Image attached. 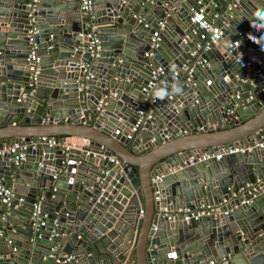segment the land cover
Returning <instances> with one entry per match:
<instances>
[{
    "label": "water",
    "instance_id": "1",
    "mask_svg": "<svg viewBox=\"0 0 264 264\" xmlns=\"http://www.w3.org/2000/svg\"><path fill=\"white\" fill-rule=\"evenodd\" d=\"M30 2L0 0V145H25L18 166L0 157L9 173L17 170L0 176L13 191L8 205L0 203V264H58L65 254L73 258L61 264H264V188L248 204L237 192L264 179V81L253 74L264 70V27L252 26L264 0L229 9V0H211L213 7L201 0L207 18L219 15L223 39L237 38L238 49L255 58L248 68L219 45L202 51L196 37L182 41L196 0H90L87 11L80 0H36L33 24ZM159 20L158 46L146 57ZM31 27L38 57L32 91L25 60ZM91 35L95 57L87 48ZM182 64L191 67L189 81ZM158 66L155 87L171 92L179 82L180 94L153 98L147 83ZM139 116L141 126L130 132ZM61 134L77 139H61L67 151L31 146L39 136ZM237 144L250 150L195 160ZM155 175L157 200L149 182ZM34 202L45 214L36 228L29 219ZM201 204L218 210L188 222L160 211Z\"/></svg>",
    "mask_w": 264,
    "mask_h": 264
},
{
    "label": "built area",
    "instance_id": "2",
    "mask_svg": "<svg viewBox=\"0 0 264 264\" xmlns=\"http://www.w3.org/2000/svg\"><path fill=\"white\" fill-rule=\"evenodd\" d=\"M239 0H229L227 4V8H231L234 6ZM36 2V0H31L30 4L28 5L30 7V10L27 14L28 21L30 24L34 23V16L32 15L33 11V3ZM90 0H80V9L87 11L89 9ZM197 8L192 10L191 14L188 17V24H189V30L188 35H185L182 39L183 42H185L186 39H188V36H194L196 37L194 46L196 49H201L202 51L210 50L213 46H218L222 44L221 46L225 49V51L233 58V60L239 64L243 68L253 67L255 58L253 56H246L244 55L240 49H238L237 46H239V40L237 38H234L232 40H224L223 39V31L221 27L216 25L212 20L208 19L204 13L205 5L201 3V0H196ZM213 5V3L210 0V6ZM197 15L203 16L202 21H197L196 17ZM156 28L152 30V32L149 35V41H148V50L144 53L146 57H152L153 52L152 50L155 49L158 46V36L159 31L162 29L164 22L162 20L157 21ZM202 24H206L207 27H202ZM144 26H147L146 23H144ZM36 33V29L34 27H31L27 30V41L30 45L29 51L25 56V60L27 61V69L29 71V85L32 87L31 91L35 87V80L38 73V57L36 55V44L33 40V35ZM92 37V35H91ZM89 50V54L91 57L97 56L96 51L99 49L98 41L95 38H91L90 45L87 46ZM194 52H191L193 54ZM162 68L158 66L156 69L151 70V81L147 83V89H153L155 87V82L157 78V74L161 72ZM180 70L185 72L187 74L186 81H189L190 75H191V67L188 64H182L180 66ZM173 75L176 74V71H173ZM253 74L256 75L259 79L264 81V70L261 68H256L253 70ZM207 84H209V80L206 81ZM146 88L142 87V91L144 92V95L148 94V90ZM24 93L21 92L20 97H23ZM17 98V100L20 99ZM252 96L249 95L246 99L248 101L251 99ZM105 104L104 99L101 98L98 100L96 105V110L98 112L102 111L103 105ZM236 107V106H235ZM234 107V108H235ZM233 108V109H234ZM233 109H229L227 112L231 113ZM140 114V113H139ZM142 118L139 116L133 125L130 128V132H135L142 124ZM214 124H211V127ZM202 127H197V130H201ZM126 138H130L129 134H126ZM44 145L47 147L52 146H58L62 152L67 151L70 146L66 145L63 141L60 139H56L54 136H39L36 141L31 142V146L34 147L36 145ZM261 146V144H259ZM25 148L24 144H21L19 142H13L11 144H2L0 145V157L8 156V160L12 161L14 165H18L20 162H22L25 159V153L23 152ZM250 147H244L243 145H226L221 146L215 151H206L201 153L197 158H195L196 161H203L207 159H214L218 160L223 155L227 154H233L236 152H244L249 151ZM192 158H189V162H191ZM109 161H112L113 163H116V159L114 156L109 157ZM160 175H155L150 177L149 182L152 186V195L153 200H157L159 198V190L155 186L157 181L159 180ZM264 188V179H256L253 183L251 182H245L240 187H238L237 192L240 196V204H248L253 198L257 191ZM13 197V191L12 187L5 186L3 179L0 177V203L8 205L10 202V199ZM246 197V199H245ZM17 201H22V197H18ZM168 204V203H167ZM218 210L217 206L209 205V204H201L197 207L188 208H178L176 210L169 209L168 206H162L160 208V211L163 213V215L166 217V219L173 220L177 216L180 217V219L184 222H188L189 220H196L202 216H210L215 214V212ZM141 213V210L139 211ZM45 214L41 213L39 202L32 203V209L30 213V225L33 228H36L38 226L44 225L45 223ZM155 225L152 223L150 228L154 229ZM71 255H63L61 259L56 258L55 263L61 264L65 262H69L72 260ZM224 261V260H223ZM208 264H215V261L210 260Z\"/></svg>",
    "mask_w": 264,
    "mask_h": 264
},
{
    "label": "clouds",
    "instance_id": "3",
    "mask_svg": "<svg viewBox=\"0 0 264 264\" xmlns=\"http://www.w3.org/2000/svg\"><path fill=\"white\" fill-rule=\"evenodd\" d=\"M253 15L255 17V21L258 22V23H254L252 26L253 27H264V8L255 9ZM196 20L197 21H202L203 20V16L197 15ZM201 26L202 27H207L206 24H202ZM249 38L253 42L259 43L257 38L252 37V36H250ZM261 39H264V37H261ZM181 92H182V87H181L179 82L173 83L171 85V92L168 91V86L167 85H165L163 87L156 86L154 88V91H153V98L154 99L163 100V99H166L169 95H177V94H180Z\"/></svg>",
    "mask_w": 264,
    "mask_h": 264
},
{
    "label": "crops",
    "instance_id": "4",
    "mask_svg": "<svg viewBox=\"0 0 264 264\" xmlns=\"http://www.w3.org/2000/svg\"><path fill=\"white\" fill-rule=\"evenodd\" d=\"M211 7H213V5H211ZM218 14H216L215 12H213V15H212V18L210 19V20H212L214 23H218L219 22V20H218ZM209 19V18H208ZM222 44H220L219 45V47L221 46ZM223 46V45H222ZM221 46V47H222ZM243 52V51H242ZM201 76H203L204 75V71H200V73H199ZM207 80H209L210 81V79H207ZM214 124V123H213ZM13 125H15V124H13ZM212 128H217L216 127V125L214 124L213 126H212ZM116 132V130H114V133ZM58 138L61 140V139H63V140H65V141H67V140H77V139H75V138H73V137H68V135H64V134H61V135H59L58 136ZM28 159H32V156H30V157H28ZM29 161V160H28ZM29 163V162H28ZM19 165V164H18ZM18 165H15V166H18ZM22 172H23V175L21 176V178H25V177H27L26 176V174H24L25 172H28L29 171V168H28V166H24L23 167V169L21 170ZM17 172V170H15L14 172H11V173H9V170H8V168H7V166L4 164V163H0V176H7V174H9L8 176H10L11 178H13V174L14 173H16ZM26 198V197H25ZM170 202H171V200L169 201V203L168 204H170ZM140 214L141 213H138V215H137V217H139L140 216Z\"/></svg>",
    "mask_w": 264,
    "mask_h": 264
}]
</instances>
